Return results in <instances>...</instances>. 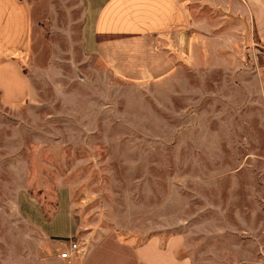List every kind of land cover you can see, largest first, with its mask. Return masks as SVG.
<instances>
[{
  "label": "rangeland",
  "instance_id": "rangeland-1",
  "mask_svg": "<svg viewBox=\"0 0 264 264\" xmlns=\"http://www.w3.org/2000/svg\"><path fill=\"white\" fill-rule=\"evenodd\" d=\"M27 1L32 96L0 101V257L71 239L80 262L105 240L110 264L147 242L155 264H264V44L240 5L179 0L175 70L137 83L86 50L79 0Z\"/></svg>",
  "mask_w": 264,
  "mask_h": 264
},
{
  "label": "crops",
  "instance_id": "crops-1",
  "mask_svg": "<svg viewBox=\"0 0 264 264\" xmlns=\"http://www.w3.org/2000/svg\"><path fill=\"white\" fill-rule=\"evenodd\" d=\"M79 2L86 14L83 44L113 74L130 82L150 83L162 80L175 70L172 51L178 52L179 39L191 27L189 12L179 0ZM235 2L243 13L249 15L252 38L264 44V0ZM37 14L38 6L33 2L0 0V101L4 104L20 103L32 96L30 77L23 69L19 56L30 45L32 25L39 21L34 22L33 19ZM163 36L170 41L166 46L157 42ZM258 104L256 108L264 125L263 99ZM101 243L79 264H110L106 262V255L97 251ZM23 249L21 255L7 251L5 258L0 257V264H65V260L58 255L56 243L41 245L43 254L37 255L36 259H31L29 249ZM132 252L136 264H155L159 260L156 253L151 255L149 242L132 248ZM162 262L165 264L164 259ZM179 262L189 264L183 260Z\"/></svg>",
  "mask_w": 264,
  "mask_h": 264
},
{
  "label": "built area",
  "instance_id": "built-area-1",
  "mask_svg": "<svg viewBox=\"0 0 264 264\" xmlns=\"http://www.w3.org/2000/svg\"><path fill=\"white\" fill-rule=\"evenodd\" d=\"M261 95L264 96V77L262 81L261 87ZM64 247L62 250L58 252V255L61 259L66 261H76L77 263L80 262L79 255H80V248L77 241H73L71 239L63 242Z\"/></svg>",
  "mask_w": 264,
  "mask_h": 264
}]
</instances>
